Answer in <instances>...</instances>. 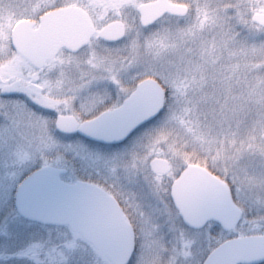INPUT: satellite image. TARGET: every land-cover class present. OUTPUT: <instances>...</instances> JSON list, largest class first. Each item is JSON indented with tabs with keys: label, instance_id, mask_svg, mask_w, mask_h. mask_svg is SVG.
I'll return each instance as SVG.
<instances>
[{
	"label": "rangeland",
	"instance_id": "374dc122",
	"mask_svg": "<svg viewBox=\"0 0 264 264\" xmlns=\"http://www.w3.org/2000/svg\"><path fill=\"white\" fill-rule=\"evenodd\" d=\"M107 1L116 14L110 22L121 20L127 27L124 40L106 44L95 39L82 54L72 58L60 55L43 73H36L9 48L13 27L56 4L76 5L80 0H0V18L6 15L4 23H0V65L4 66L0 70L6 84L16 86L18 95L4 103L7 109L0 115V264H109L69 228H43L17 214V187L27 174L45 166L64 170L62 180L68 183H118L140 191L147 201L149 214L145 217L152 231L157 232L154 226H164L158 223L159 218H153L168 209L162 184L168 185L192 164L178 147L184 143L199 151L202 141L211 140L189 129L183 116L177 115L179 95L174 88L189 80L198 87L195 96L230 97L227 119L218 108L212 121L214 128L210 124L208 132L235 140L233 146L227 141L221 144L222 152H228L225 181L233 185L238 204L256 216L247 218L235 202L242 217L228 240L264 234V216L259 215L264 212V153L247 147L246 137L255 117L245 118L242 111H247L243 97L258 78H264V67L255 66L264 59V28L252 20L255 14L264 13V0H188L194 7L188 6L186 18H165L150 30L141 28L137 7L155 0ZM95 2L103 4V0ZM206 4L213 13L202 10ZM231 19L236 27L228 30L225 23L231 25ZM101 27L97 26L99 30ZM215 55L217 59L213 60ZM226 68L228 89L219 80ZM146 77L160 78L173 91L174 102L124 146L102 149L56 135L53 117L74 115L73 106L83 100L130 96ZM207 89L208 93H204ZM185 129L187 132H183ZM162 157L172 163L166 180L153 178L148 169L153 159ZM161 218L164 219L162 214ZM206 230L204 237L195 239L198 236L191 235L184 243L143 241L131 264H202L223 241L208 235L210 227Z\"/></svg>",
	"mask_w": 264,
	"mask_h": 264
},
{
	"label": "water",
	"instance_id": "95a60500",
	"mask_svg": "<svg viewBox=\"0 0 264 264\" xmlns=\"http://www.w3.org/2000/svg\"><path fill=\"white\" fill-rule=\"evenodd\" d=\"M142 28L147 29L166 16L185 18L189 9L170 0H156L138 6ZM253 23L264 28V13H257ZM96 29L88 15L78 7L51 11L33 21H21L12 31L11 46L35 70L65 49L77 53L86 48ZM126 36L121 21L111 22L99 32V38L115 44ZM15 94V86L2 89ZM166 106V91L154 79L139 83L135 91L114 111L79 124L74 117L60 116L58 133L79 134L94 142L122 144L140 126L155 120ZM155 174H168L170 164L162 158L150 162ZM64 171L52 166L40 168L26 177L14 196V208L25 221L45 227H68L69 230L104 253L111 264H128L135 251V233L123 216L116 200L97 185L78 181L64 182ZM174 205L181 218L192 228L215 221L224 230L234 231L241 211L227 186L209 170L188 166L173 186ZM204 264H264V235L228 240L218 246Z\"/></svg>",
	"mask_w": 264,
	"mask_h": 264
},
{
	"label": "flooded vegetation",
	"instance_id": "af4514ba",
	"mask_svg": "<svg viewBox=\"0 0 264 264\" xmlns=\"http://www.w3.org/2000/svg\"><path fill=\"white\" fill-rule=\"evenodd\" d=\"M95 1L96 0H80V2L78 3V5H81L80 8H82L86 13H88L92 24L96 28V34L92 38L90 44L86 48H84L83 50H81L77 53H71V52H68L66 50H61L55 58L50 59L46 63L45 67L42 70H35L36 73H43V71L45 70L47 65L51 62L55 63L57 61L56 59L60 55H65L66 58H72L74 56L76 57L79 54H82V52H84L94 42L95 39H99V37H98L99 29L97 28V26L100 25V22H101L100 20H101L102 15L101 14L96 15V14H94L93 11H89L91 8L88 7V5H87V4L93 5V2H95ZM66 3H68V2H65V4ZM59 5H60L59 7H53L52 9H49L47 12L55 10V9L70 6V5H64L63 6V3H60ZM12 52L16 53L17 56L20 58V56L18 55V53L16 51H14L12 49ZM2 62H3V59L1 58V55H0V64ZM2 67H4V66L0 65V68H2ZM6 83L7 82L5 80V74H4L3 70H0V104H2L0 107V115L4 114V112H5L4 109H7L6 105L4 107V103L9 99L14 98L15 96H18L17 92H16V90H17L16 86H15V94L4 95L2 93V89L5 86L9 85ZM129 97L130 96H127L125 98H119L117 96H110L105 101L103 98H101V99L96 100V101H93L94 100L93 99V100H87V101L83 100L81 103L77 102V104H75L73 106L74 107L73 111L75 113L74 115L67 114V115H59V116L55 117V121L53 123L54 131H55L56 135L59 136L60 138L70 139V140H80V141L84 142L85 144L92 146V147H98V148H102V149L120 148V147L124 146L136 134L143 131V129L148 124L139 127L122 144H104V143H98V142H93V141L84 139L79 134L64 135V134L58 133L56 130V121L60 116H72L80 124H82L84 122H88V121H91V120L97 118L98 116H100L101 114H103L105 112L113 111V110L120 108ZM171 168H172V163L170 161V172H171ZM148 169L150 171L149 166H148ZM183 171L180 172L179 174H177V176L174 177V179H172L169 183H167L168 185H166V183L162 184L164 186L163 191L165 192V195L167 197L168 206H166V207L168 209L166 208L167 209L166 212H164V211L158 212L157 215L153 217V218H159L160 221L158 219V223L161 222L164 224V226H162V227L161 226H154V227H156L157 232H153L152 231L153 227L147 223V220L145 217L149 214V211L147 210V207H146L147 201H145L144 195L140 191H138V190L135 191V189H131L129 187H126V186L118 184V183H114V184H111L109 186L106 183H100L99 184V186L101 188H103L111 197H113L116 200V202L118 203L119 207L121 208V210L123 212L124 220L129 225H131L133 230H134V233H135V251H134V254L132 256L130 263H128V264H131L132 261L134 260L135 256L137 255V253H139L138 245L143 241L144 242H151V241L156 240L162 244H167V245H169L172 241H178L179 243H184L186 240L189 239L187 237H189L191 235H197L198 237H196L195 239H198L200 236L204 237L206 234V231H207L206 229L209 227H210V232L208 233V235L211 238L216 239L217 237H220L221 240H223L221 242V244L228 241V234H230L232 232H228V231L224 230L223 227L220 226L215 221H208L207 223H205L200 228H192V227L188 226L185 223V221L180 217V215H179V213L176 210L175 205H174L172 191H173V186H174L176 180L181 176ZM170 172L166 175H161V174H154L150 171V174L155 179H165L166 180V179H168ZM151 213H152V211H151ZM161 214L164 216V219L161 218ZM201 234H203V235H201ZM176 236H179L178 240H177ZM230 239H232V238H230ZM210 240H212V239H210ZM96 253L101 259H103V261L105 260L108 262L104 253H102L100 251H96ZM207 257L205 258L203 263L206 261Z\"/></svg>",
	"mask_w": 264,
	"mask_h": 264
},
{
	"label": "trees",
	"instance_id": "16d2710c",
	"mask_svg": "<svg viewBox=\"0 0 264 264\" xmlns=\"http://www.w3.org/2000/svg\"><path fill=\"white\" fill-rule=\"evenodd\" d=\"M174 2L177 4L190 6L192 8L194 7L193 5L190 4V2L188 0H177ZM87 5H88V7L91 8L89 11H93L94 14H96V15H100V14L102 15L101 20H100L101 25L108 24L113 17H116V14H114V12H115L114 7L107 0H103V4H101L99 2H93V5L92 4H87ZM59 6H60L59 4L54 5V7H59ZM202 10L209 11L210 13H213V8L207 4L202 6ZM47 11H44L42 14L46 13ZM5 17H6V15L3 16L2 18H0V23H2V22L4 23L5 20L3 21L2 19H4ZM37 18L38 17H32V18H30V20H37ZM168 19L176 20L175 18H168ZM231 23H232L231 25L228 23V21L225 23L227 26L229 25L228 30L230 28L236 27V26H234L232 19H231ZM152 28H150V29H152ZM150 29H147V30H150ZM1 30H2V28L0 25V32H1ZM9 45H10V42L8 40V46ZM9 48H10V46H9ZM216 56H218V55H215L213 57V60L217 59ZM152 78L158 80L163 85V87L166 89V91H167L166 110L170 109V105L174 102V100L172 99L173 91L171 89H169L160 80V78H158V77H152ZM219 80L222 81L221 86H223V83H224L225 87H227V89H228V86H229L228 82L230 80V79H228V68H226V71L224 73H221ZM213 90H215V89H213ZM174 91L176 94L179 95L176 97L178 100V103H179V109H178L179 113L177 115L180 114L181 116H183L185 125L191 126L189 129L196 131L197 134L202 133V135L204 134L205 136L207 135L209 138H211V140H209V142H206V140L202 141V147H201V149H199V151L186 146L184 143L181 144V146H179L178 148L182 149L185 152L186 158L192 164H196V165H199V166H202V167L208 169L213 174L221 177L225 181L227 179L228 175L225 173L224 169L226 167L224 164L228 163V152H224V153L222 152L223 147L221 146V143H220V140H221L220 133L215 132L213 135V134L208 132V128H210L209 127L210 124H211L212 128H214L212 125L213 124L212 121L214 120L216 113L218 112L217 111L218 108L222 109L220 111H222L225 118L228 116V109L227 108H228V105L231 104L230 97L228 98V96H215V97L214 96H195L194 94L198 91V87H196L194 80H189V82L186 84L182 82V84H179L174 88ZM204 93H208V89H207V91L204 90ZM224 110H226L227 112ZM54 120H55V117H53V122H54ZM183 128H186V127L183 125ZM183 132H187V129L183 130ZM226 136L228 137V135H226ZM210 141H213L215 143L210 144ZM226 141L227 140H225V142ZM217 153H219L220 158H221L219 162H217V160L213 159V157ZM223 159L226 160V163H223ZM91 181L96 182V180H91ZM228 186H229L230 191L232 192V195H233V192H234L233 185L230 182H228ZM233 198H234V195H233ZM234 201L236 202V204H238V201L235 198H234ZM238 205L242 208V210H244V213H245L247 218H254V216H256L255 212H252L250 209L246 208L244 205H242V204H238ZM12 206H13V203L10 207H12ZM259 215L261 217L264 216V212L263 213L261 212ZM32 225L39 226L37 224H32ZM40 227H43V226H40ZM43 228H50L51 229V227H43Z\"/></svg>",
	"mask_w": 264,
	"mask_h": 264
},
{
	"label": "clouds",
	"instance_id": "9594fccd",
	"mask_svg": "<svg viewBox=\"0 0 264 264\" xmlns=\"http://www.w3.org/2000/svg\"><path fill=\"white\" fill-rule=\"evenodd\" d=\"M255 66L264 67V59L257 61ZM243 100L244 108L247 109V111L242 109L244 117L247 118L249 115H254L255 117L252 130L246 137L248 141L247 147L264 153V78L257 79L256 84L249 89L248 95L244 96ZM225 140H227L229 146L235 144V140L228 139L227 136H222L220 143L223 145ZM240 143L244 145L245 141ZM213 159L219 162L221 159L219 153Z\"/></svg>",
	"mask_w": 264,
	"mask_h": 264
}]
</instances>
